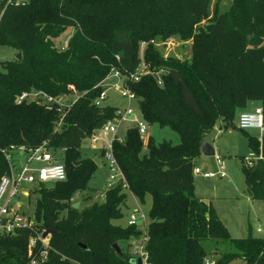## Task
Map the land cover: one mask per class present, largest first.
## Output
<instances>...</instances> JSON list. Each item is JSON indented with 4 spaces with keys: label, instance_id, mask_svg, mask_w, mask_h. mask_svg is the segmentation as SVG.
Segmentation results:
<instances>
[{
    "label": "trees",
    "instance_id": "obj_1",
    "mask_svg": "<svg viewBox=\"0 0 264 264\" xmlns=\"http://www.w3.org/2000/svg\"><path fill=\"white\" fill-rule=\"evenodd\" d=\"M211 3L0 1V45L22 55L20 61L0 62V178L11 175L4 154L11 147L62 150L66 171L65 181L39 185L31 198L34 230L0 234V264H132L137 260L132 248L144 237L150 264H205L207 259L264 264L262 238L250 230L244 239L232 238L213 205L195 197L193 172L204 135L217 123L229 129L250 102H261L264 114V0H232L226 11L219 9V0L213 10ZM172 37L193 41L190 61L164 60L159 54L155 43ZM142 43L147 46L140 57ZM141 65L147 73L129 88L143 121L169 127L180 138L178 145L149 138L145 147L132 127L122 141H112L127 190L141 203L151 197L144 231L113 223L123 218L127 201L119 184L88 204V185L98 165L81 154L83 142L119 110L95 106L107 89L104 81L114 70L127 77ZM31 92H43L56 103H16ZM65 95L75 99L61 105L57 100ZM248 144L259 154L258 140L249 138ZM242 170L246 193L264 202V159L251 167L242 159ZM45 228L54 233L42 241ZM206 242L227 243L230 250L211 258Z\"/></svg>",
    "mask_w": 264,
    "mask_h": 264
},
{
    "label": "rangeland",
    "instance_id": "obj_2",
    "mask_svg": "<svg viewBox=\"0 0 264 264\" xmlns=\"http://www.w3.org/2000/svg\"><path fill=\"white\" fill-rule=\"evenodd\" d=\"M217 0H212V10ZM219 9L226 11L230 8L232 0H219ZM213 13V11H212ZM69 33V32H68ZM68 37L64 38L63 44L67 45ZM59 42V41H58ZM156 49L164 60L175 58L181 61H190L192 59V40H180L178 37H172L164 42L157 41ZM144 49L140 50V57L143 55ZM16 52L8 47L0 45V62L16 59ZM114 78H108L104 83V87H107V99L103 102V106H109L117 108L121 111L132 108L133 113L137 117V121H124L121 127L114 134H108L103 136L101 131L96 132V137L99 138L96 146L90 147L89 139L85 140L81 147V154L85 158L97 159L99 158L101 163L97 166L95 175L88 185V194L92 200L88 204H92L101 200L103 192L106 187L110 185H116L110 180L111 170L107 162V156L110 154L111 142L114 138L122 141L129 128L137 127L138 123H143L146 128V134L143 137L144 146L147 147V140L152 138L157 143L163 141L171 142L173 145L180 143V138L171 128L160 127L159 125H150L143 121L138 109V103L136 100L129 103V101L120 96L118 89L111 88L114 83ZM110 87V88H109ZM64 101L62 104H67L74 100L73 96H63ZM262 107L261 102H250L246 111H253L256 108ZM236 125V122L235 124ZM249 138L260 140L261 133L259 130L251 129L241 132L239 129H225V125L222 127L217 123L212 130L204 135V141L209 143L215 150L214 157H205L201 155L196 160V167L201 168L205 172L216 173L220 170L217 166L216 158H220L223 164V171L226 176L220 178L216 176L214 178L205 179L202 176L194 175L195 181V197L210 200L216 207L218 215L222 223L226 225L232 238L244 239L248 236V230L251 231L253 237L264 238V234H259L258 229L264 228V202H253L249 195L246 193V185L244 180V174L242 170V159L252 160L253 163L259 158V154L249 147ZM144 147V149H145ZM56 162L63 163L65 160V153L62 150L48 149ZM146 150V149H145ZM15 164L14 173L20 170L21 166L25 162L20 161L19 154L14 155ZM27 157L25 158L26 161ZM246 163V162H245ZM31 166L39 167L41 165L33 164ZM39 190V186H25L21 185L18 188V194L13 197L11 209L18 211L20 214H24L31 221H35V209L32 199L37 196L36 192ZM10 189L7 195L1 202L3 205L9 195ZM127 201L126 207L122 209L123 218L114 221L115 225L122 227L127 226L129 217L133 214H137V219L142 218L145 220L144 225L140 228L144 231L145 223H148V214L151 207V197L147 195L144 203H141L135 199V197L126 190ZM33 197V198H32ZM32 198V199H31ZM79 197L73 199L78 203ZM88 204H83L85 207ZM205 249L210 254L209 257H217L216 253L228 252L230 246L227 243L219 242H206ZM237 262V261H236ZM233 262L232 264H235ZM238 263V262H237ZM238 264H243L239 262Z\"/></svg>",
    "mask_w": 264,
    "mask_h": 264
},
{
    "label": "built area",
    "instance_id": "obj_3",
    "mask_svg": "<svg viewBox=\"0 0 264 264\" xmlns=\"http://www.w3.org/2000/svg\"><path fill=\"white\" fill-rule=\"evenodd\" d=\"M10 3H20L26 2V0H7ZM3 12L0 11V22L3 17ZM154 43V42H151ZM147 46L146 43L141 44V48L145 49ZM147 73L144 66H140L134 74L128 75L127 77H122V75L114 70L110 74V78H114V83L110 86L111 88L118 89V92L121 97L127 99L129 103L136 100L135 94L129 88V83L138 82L140 77ZM108 77V78H109ZM108 78L104 81V83L108 80ZM160 83V81H159ZM104 85V84H103ZM109 87V88H110ZM107 88V87H106ZM69 90L75 93V89L70 86ZM107 99V89H105L100 96L94 101L96 107H103V102ZM56 100L43 92H31V93H23L21 94L17 100V104H21L23 102H37L44 104H54ZM62 105V99L59 101ZM131 116H133V120H131ZM124 121H137V117L133 113L132 108L127 107V109L121 111H117V116L114 120L108 122L101 131L103 136L108 134H116L119 128ZM237 129L240 131H247L251 129L259 130L261 133V139L258 140L260 143V151L259 158L257 160L264 159V114L262 108H256L253 111H243L238 114L236 125ZM138 131L140 136L143 138L146 134V128L143 123H138ZM99 138L96 137V132L90 137V147L96 146ZM113 141V140H112ZM8 163L11 165V175L4 176L0 178V234H13L19 230H34V226L36 225L35 221H31L30 218L25 216L24 214H20L18 211L11 209L12 199L18 194V188L21 185L25 186H51L56 183H60L66 180V171L63 163L56 162L53 154L46 149V147H42L36 150H26L24 148H14L11 147L9 150L4 152ZM25 155L27 157L25 163L21 166L20 170L14 173V168L17 166L15 164L14 155ZM107 162L110 166L111 175L110 180L112 183H116V185H121L124 189L127 190L128 185L125 181V177L120 170L119 164L112 153V142L110 146V154L107 156ZM246 166L251 167L253 165L252 160L245 161ZM217 166L220 170L216 173L205 172L201 168L196 167L194 169L193 174L196 176H202L205 179L214 178L219 176L220 178H224L226 176L223 171V164L220 158H216ZM33 164L41 165L39 167L31 166ZM10 189L8 198L6 202L1 205L2 200L7 195ZM141 222L144 225L143 216L140 219H137V214L133 213L127 222V226L137 225L138 222ZM146 225V223H145ZM257 232L259 234H264V228L258 229ZM42 240V238L40 237ZM264 240V238H262ZM44 241V240H42ZM147 238L144 239L138 245L133 246L132 253L138 259H141L142 264H150L149 257L145 250ZM36 241L33 239L30 241L29 246H35ZM46 248V246H44ZM43 253V252H42ZM31 264H40L37 260H33ZM205 264H214V261L207 259Z\"/></svg>",
    "mask_w": 264,
    "mask_h": 264
},
{
    "label": "water",
    "instance_id": "obj_4",
    "mask_svg": "<svg viewBox=\"0 0 264 264\" xmlns=\"http://www.w3.org/2000/svg\"><path fill=\"white\" fill-rule=\"evenodd\" d=\"M16 59L20 61L22 59V55L21 54H17ZM131 120H133V116H131ZM230 128L231 129H234L235 128V125H231ZM201 153L205 157H214L215 156V150H214V148L209 143H207L205 141H203L202 144H201ZM95 162H96L97 165H100L101 164V161H100L99 158H97L95 160ZM107 188L108 187H106L105 190ZM79 205H80V202L76 203L74 205V209H78L79 208ZM137 225L138 226H141L142 223L139 221L137 223ZM53 233H54V231L45 228L44 233L41 236L42 240H46ZM83 247L86 248L85 246H83ZM114 249H115L116 252H119V253L121 251L120 248L117 245H114ZM132 264H142V261H141V259H138L136 261L134 260V261H132Z\"/></svg>",
    "mask_w": 264,
    "mask_h": 264
},
{
    "label": "crops",
    "instance_id": "obj_5",
    "mask_svg": "<svg viewBox=\"0 0 264 264\" xmlns=\"http://www.w3.org/2000/svg\"><path fill=\"white\" fill-rule=\"evenodd\" d=\"M1 1V0H0ZM259 108H261V107H259ZM246 111V110H245ZM20 156V161L23 163V162H25V158H26V156L24 155H19ZM102 164V163H101ZM250 197V196H249ZM136 199V198H135ZM201 199V198H200ZM250 199H251V197H250ZM203 200H206V199H203ZM252 200V199H251ZM206 201H208V202H210L212 205H213V207H214V209H215V211H216V213H217V215H218V212H217V209H216V207H215V205L210 201V200H206ZM253 201V200H252ZM253 202H256V201H253ZM262 202V201H261ZM218 217H219V215H218ZM220 219V218H219ZM224 224V223H223ZM226 226V225H225ZM227 228V227H226ZM228 229V228H227ZM215 255H217V254H215Z\"/></svg>",
    "mask_w": 264,
    "mask_h": 264
}]
</instances>
